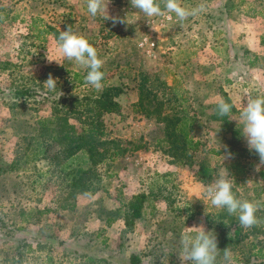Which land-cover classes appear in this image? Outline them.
<instances>
[{"label": "rangeland", "instance_id": "rangeland-1", "mask_svg": "<svg viewBox=\"0 0 264 264\" xmlns=\"http://www.w3.org/2000/svg\"><path fill=\"white\" fill-rule=\"evenodd\" d=\"M121 1L108 5L110 16L124 20L113 25L91 17L86 0H0V264H127L130 256L139 264H181L183 232L201 225L216 237V264L264 263V182L251 179L259 157L242 136V99L236 98L243 89L264 96V73L258 69L264 58L249 66L254 55L237 48L240 37L232 46L233 36L244 35L231 32L233 25L262 13L264 0H179L188 10L204 9L183 22L174 14L148 20L130 0ZM156 2L163 9L164 0ZM69 27L97 49L104 62L103 88L121 90L115 100L119 114H103L101 123L122 151L95 168L92 192L85 195H72L58 170L44 161L22 159L35 121L49 118L62 96L80 98L94 89L85 84L87 69L55 53V37ZM49 74L57 80L56 91L43 85ZM22 87L29 90L24 102L15 93ZM199 95L206 97L203 106ZM222 95L234 105L226 121L235 137L207 121L215 109L197 115L199 107L217 103ZM151 109L157 116L146 115ZM172 114L191 119L190 136L199 143L192 155L212 169V180L222 169V146H228L234 158L223 167L233 191L262 206L256 213L261 223L243 229L235 216L206 210L195 199L201 191L192 177L195 168L174 165L163 142L161 119ZM15 160L19 163L10 166ZM139 194L144 196L140 212L130 218L128 206Z\"/></svg>", "mask_w": 264, "mask_h": 264}, {"label": "trees", "instance_id": "trees-1", "mask_svg": "<svg viewBox=\"0 0 264 264\" xmlns=\"http://www.w3.org/2000/svg\"><path fill=\"white\" fill-rule=\"evenodd\" d=\"M261 18L264 26V7ZM243 53L247 54L245 51ZM252 59L253 61L257 60L255 57ZM72 76L73 79L77 77V75ZM15 93L22 97L23 102L29 96V90L24 87ZM90 93V95L80 98L71 97L68 99V97L62 96L60 107L58 109L57 106L54 107L49 118L35 121L36 128L33 129L30 142H28L30 148L22 156V159L31 162L44 161L48 167L56 168L72 195H85L92 192V179L97 177L95 168L105 161L114 160L122 151L114 140L107 138L101 123L103 114H119V106L115 100L121 90L117 87H107L100 91L91 89ZM222 98L228 102L225 95H222ZM138 100L136 106L140 107L141 96ZM154 100L152 99L153 102ZM14 106L15 104L12 105V107ZM211 108L214 110L216 104L207 106L204 110ZM145 113L157 116L154 109ZM206 118L207 121L220 122L221 129L229 132L233 137L236 136L237 132L231 129L232 127L226 121L227 118L218 117L215 110ZM161 121L163 122L162 132L165 135L163 142L167 146L168 156L187 167L195 168L193 177L196 181L202 185H208L211 180V169L203 160H195L192 155L197 147V142H194L190 136L191 129L188 124L191 119L181 116L176 118L172 114L169 117L165 115ZM155 142L160 143V140L156 139ZM18 163L19 161L15 160L10 163V166L15 167L14 165ZM258 177L264 182V169L259 171ZM143 200V194L132 198V203L128 206L130 218L138 217ZM129 223L127 217L123 216V224L129 226ZM27 247L30 246L27 245ZM127 264L139 263L134 256H130L127 259ZM246 264L264 263L250 262Z\"/></svg>", "mask_w": 264, "mask_h": 264}, {"label": "clouds", "instance_id": "clouds-1", "mask_svg": "<svg viewBox=\"0 0 264 264\" xmlns=\"http://www.w3.org/2000/svg\"><path fill=\"white\" fill-rule=\"evenodd\" d=\"M110 3L111 0H86L87 12L93 18L100 16L104 21L110 20L113 25L124 23L121 18L109 15L108 5ZM130 4L138 10V14H143L148 20L166 15L168 19H171L170 14H174L178 21L183 22L189 16L197 15L204 10L202 6L188 10L181 6L179 0H164L163 9L156 0H130ZM54 50L60 60L74 61L77 66L87 69L85 84L97 91L102 90L104 72L101 68L104 62L98 57L97 49L85 37L75 34L72 27H69L65 31H60L58 37H55ZM52 61L57 62V60ZM43 85L49 91L57 90V80L51 74ZM247 97L246 106H241L239 121L242 123L241 132L248 150L255 152L259 157V164L256 167V171H259L260 166H264V96L252 97L247 94ZM233 107L232 103L220 98L215 111L219 117H228ZM215 137L216 133H214V142L219 152L221 145ZM222 147L224 154L218 155L222 164L221 171L212 183L201 185V191L196 194L195 199L203 201L206 210L212 208L226 212L228 216H235L238 219L241 228L251 229L261 223L256 213L261 210L262 206L257 202L240 199L234 193V181L227 169L223 167V162L233 159L234 156L227 145ZM180 243L181 264H216L220 251L216 237L213 232L206 231L203 225L186 228L180 238ZM224 254L225 257L230 255L227 249L224 250Z\"/></svg>", "mask_w": 264, "mask_h": 264}, {"label": "crops", "instance_id": "crops-1", "mask_svg": "<svg viewBox=\"0 0 264 264\" xmlns=\"http://www.w3.org/2000/svg\"><path fill=\"white\" fill-rule=\"evenodd\" d=\"M129 2V0H122L121 1V3L122 4H125V5H127V3ZM112 3V2H111ZM255 18H252V19H246L245 20V22H247V24H242V26H239V27H236L235 28V26L233 25V27H232V29H231V32L234 34V31H238V32H240V33H242L244 36H240V35H237V36H233V47H236V45H235V42H236V39L238 40V38L240 37V42H241V44H242V46H238L237 48H242V50L243 51H245L248 55H251V54H253L254 56L253 57H255V58H258V57H262V58H264V26L262 25V18H261V13L260 12H255ZM232 20H237V19H231V21ZM248 22H252L253 24H249ZM261 23V25H258V24H260ZM239 28V29H238ZM213 29V28H212ZM210 35H215V34H218L219 33V31H209L208 32ZM223 33V32H222ZM235 34H237V33H235ZM232 41V40H231ZM255 63H256V60H250L249 62H248V64L252 67V66H254L255 65ZM258 69H260V72H261V74L262 73H264V67H259ZM202 79L203 80H206V78H204V77H202ZM200 80V79H199ZM203 80H201L200 82L202 83L203 82ZM240 80V79H239ZM261 80H263V79H261ZM240 88H244V86H239ZM224 92V91H223ZM237 92H238V96L236 97L237 99H242V101H239V104H238V102H237V104L240 106L239 108H241V106L243 107V106H246V104H247V99H248V97H247V94L249 95V93L247 92V93H245L244 92V89L242 90V91H240V90H237ZM225 93V92H224ZM200 97V99L203 101V100H205L206 99V97H205V95H199ZM226 96V95H225ZM228 96V95H227ZM182 101L183 102H185V101H187V104H191L190 103V100L188 101V98H186V100L184 101V99H182ZM218 102V101H217ZM204 104H206V103H204V101H203V103H201V106H203ZM215 104H217V103H213V105H215ZM236 104V105H237ZM206 106H208V105H206ZM199 112H198V114L197 115H199V116H203L204 117V107H199ZM190 110H193L194 111V107L193 106H191V107H189V112H190ZM194 113V112H193ZM196 114V113H195ZM191 115H193V114H191ZM192 118V117H191ZM217 123H219V129H221L220 128V122H217ZM189 125V127H190V124H188ZM192 128V126L190 127V129ZM202 129V128H201ZM191 132V131H190ZM192 140L194 141V142H197V147H196V149H195V151L193 152V153H196V151H197V148H198V146H199V143H198V141L196 140H194L193 138H192ZM170 159H172V158H170ZM173 160V159H172ZM175 160H173V162H174ZM174 165H184L183 163H179V162H174L173 163ZM185 166V165H184ZM210 168V167H209ZM232 168H233V166H232ZM211 169V168H210ZM259 171H260V169H259ZM259 171H257L256 173H255V176H253V178H251L252 180H253V182H263V181H261V180H259V177H258V173H259ZM194 173V172H193ZM192 177H193V175H192ZM195 179V178H194ZM215 179H213L212 180V169H211V180L209 181V184L210 183H212L213 181H214ZM196 183V185H197V187L199 186L200 188H201V183L200 182H198V181H196V179L194 180ZM112 222V221H111ZM104 223H106L107 225H110V222L109 221H104Z\"/></svg>", "mask_w": 264, "mask_h": 264}, {"label": "built area", "instance_id": "built-area-1", "mask_svg": "<svg viewBox=\"0 0 264 264\" xmlns=\"http://www.w3.org/2000/svg\"><path fill=\"white\" fill-rule=\"evenodd\" d=\"M153 46V44H150V47H152Z\"/></svg>", "mask_w": 264, "mask_h": 264}]
</instances>
